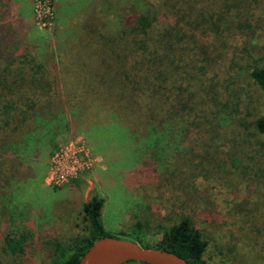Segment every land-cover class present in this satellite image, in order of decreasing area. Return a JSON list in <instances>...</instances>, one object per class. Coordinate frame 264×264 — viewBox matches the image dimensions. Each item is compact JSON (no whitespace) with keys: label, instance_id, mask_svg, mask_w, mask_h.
Segmentation results:
<instances>
[{"label":"rangeland","instance_id":"1","mask_svg":"<svg viewBox=\"0 0 264 264\" xmlns=\"http://www.w3.org/2000/svg\"><path fill=\"white\" fill-rule=\"evenodd\" d=\"M157 3L52 0L51 16L44 18L45 10L31 0L29 41L0 37L3 59L19 55L7 76L0 63V94L11 90L7 97L20 104L35 100V111L46 113L28 112L23 121L13 115L7 125L0 117L1 264H52L57 244L65 247L84 235L82 205L93 195L104 201L101 221L110 237L154 247L167 228L187 219L206 242L207 262L264 264V183L242 173L243 166L252 172L247 159L255 152L238 145L247 134L244 123L264 115V94L246 69L253 61L264 64V10L255 11L247 32L233 26L218 35L184 28L175 46L182 53L178 64L186 67L166 84L174 82L171 101L180 86L187 88L188 108L166 120L158 108L130 103L113 79L117 57L130 55L122 46L134 47L120 40L117 24L107 29L109 17ZM160 33L158 26L149 36L148 53L127 58L126 67L138 66L137 76L139 62L164 54L154 47ZM21 55L27 63H20ZM36 66L37 76H46L31 83ZM191 73L198 80L187 79ZM52 119L46 133L44 122ZM259 140L264 144V136ZM229 153L240 155L242 165L230 162ZM136 222L148 230L134 232ZM7 238L22 239V250L10 252Z\"/></svg>","mask_w":264,"mask_h":264},{"label":"trees","instance_id":"2","mask_svg":"<svg viewBox=\"0 0 264 264\" xmlns=\"http://www.w3.org/2000/svg\"><path fill=\"white\" fill-rule=\"evenodd\" d=\"M259 7H262L264 10V0H158L156 5L147 4L143 10L135 11L122 18L109 17L107 29L110 22L117 24L120 40L124 41V43L131 42L130 44L134 47V50H130L131 48H128V46H122V49L125 48L132 57L138 51L148 53L150 49L149 36L153 34L155 29H158V26L161 33L154 47H160L165 51L161 57L157 56L156 60L147 59L146 61L139 62L140 76H137L136 72V67L138 66L132 65L126 67L127 58L130 55L123 58L118 56L116 61L117 64H120V67L111 69L114 74L113 79L116 78L121 83L120 86L122 87L123 94L126 95V99L130 103L143 101L145 106L150 107V111L158 108L159 114L163 113L166 115L162 119L168 120L171 118V115L178 114L180 111L188 108L187 100L183 95V92L187 88L182 90L181 86H177L179 87L178 93L174 96L173 101H171L170 95H172L171 91L174 89V82L169 84L170 87L166 84L167 82H171L170 78L175 71L178 70L181 76V70H184L186 67L185 63L183 65L178 64V62H182V53H178L179 48L175 46L182 43L184 28L190 27L198 29L203 33L210 32L214 35L220 34L231 26L239 31H251L254 26L252 25L251 18ZM106 44L109 46L111 40H108ZM154 53L156 54V50ZM176 56H178V60H176ZM17 60H19V55L17 58L12 57L10 59H3L2 55H0V63H5V66L1 70L5 76L9 74V68L12 63ZM27 62L25 56L21 55L20 63ZM107 62L105 61L106 68L111 67L109 62ZM82 65L84 66V64H80L79 71L83 69L81 68ZM40 68L41 66H36L35 69L31 70L33 74L30 77L31 83H36L45 78L46 74L43 72L40 76H37L38 69ZM204 69L203 66L196 68L199 73L204 72ZM246 69L251 82L264 94V64L253 61L252 64L247 65ZM106 72L108 71L105 69ZM99 74L101 75V73H97L96 75L100 80L104 75L100 77ZM198 78V76L196 77L192 73L191 75H187V79L191 81L198 80ZM75 81H82V79L80 80L76 76ZM48 85V83H45V86ZM11 93V90H8L7 94L4 92L0 94V117L3 118L5 125L9 123V118L13 115L21 116V120L23 121L25 118L22 115L28 112H31L33 117L46 114H39L35 111L38 107L35 100H27L25 104H20L15 98L11 96L10 98L7 97ZM213 100L212 98L211 101ZM50 122H56V120L52 119V121L47 120L44 122L46 128L47 125L51 124ZM239 123L243 122L240 120ZM160 124L167 129V122L161 121ZM49 127L45 130L46 133ZM242 131L247 134L246 137L240 139L238 145L255 152V154L249 156L247 159L249 163H252L250 165V171L252 172H248L249 166H243L242 173L244 172L248 180L263 184L264 144L260 142L259 137L264 136V115H259L251 122L244 123ZM239 154H242V152ZM228 160L234 165H242V158L240 155H236V153H229ZM103 203V199L98 195H93L89 201L83 203L82 220L85 223L84 235L72 239L71 243L65 247L57 244L58 254L52 264H78L80 258L95 240L108 236L101 221ZM131 229L134 232H139L142 229L148 230L147 226H144L141 222L133 224ZM5 243L8 250L12 253L22 250V239L14 240L7 238ZM148 247L173 253L186 260L188 264H212L203 258L206 242L203 240L200 231L190 227L189 220L187 219L167 228L163 232L159 243L154 247ZM124 264L145 263L130 261Z\"/></svg>","mask_w":264,"mask_h":264},{"label":"water","instance_id":"3","mask_svg":"<svg viewBox=\"0 0 264 264\" xmlns=\"http://www.w3.org/2000/svg\"><path fill=\"white\" fill-rule=\"evenodd\" d=\"M188 264L186 260L168 251L142 247L129 240L105 236L95 240L80 258L78 264Z\"/></svg>","mask_w":264,"mask_h":264},{"label":"crops","instance_id":"4","mask_svg":"<svg viewBox=\"0 0 264 264\" xmlns=\"http://www.w3.org/2000/svg\"><path fill=\"white\" fill-rule=\"evenodd\" d=\"M31 6V0H0V28L4 27V32L0 30V37L4 33L14 34L29 41L34 32ZM2 41L0 38V43ZM0 48L2 49L1 45Z\"/></svg>","mask_w":264,"mask_h":264},{"label":"built area","instance_id":"5","mask_svg":"<svg viewBox=\"0 0 264 264\" xmlns=\"http://www.w3.org/2000/svg\"><path fill=\"white\" fill-rule=\"evenodd\" d=\"M37 3V8H42V10H45L43 13L46 15V17L44 18L51 16V13L49 14V8L52 3V0H37Z\"/></svg>","mask_w":264,"mask_h":264}]
</instances>
